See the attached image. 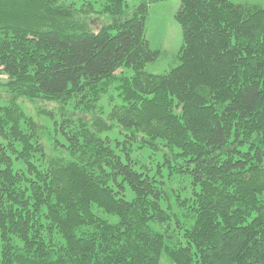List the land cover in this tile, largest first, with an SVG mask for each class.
Returning <instances> with one entry per match:
<instances>
[{
  "label": "trees",
  "instance_id": "obj_1",
  "mask_svg": "<svg viewBox=\"0 0 264 264\" xmlns=\"http://www.w3.org/2000/svg\"><path fill=\"white\" fill-rule=\"evenodd\" d=\"M158 1L0 0V264H264V5L178 0L152 73ZM21 100L55 104L50 127Z\"/></svg>",
  "mask_w": 264,
  "mask_h": 264
},
{
  "label": "rangeland",
  "instance_id": "obj_2",
  "mask_svg": "<svg viewBox=\"0 0 264 264\" xmlns=\"http://www.w3.org/2000/svg\"><path fill=\"white\" fill-rule=\"evenodd\" d=\"M236 4H259L264 5V0H229ZM66 3H73L76 7H80L85 2H92L95 9L100 7L103 0H64ZM129 6L138 4L140 0H126ZM178 0H162L158 2H151L148 6V17L146 22L145 36L150 43L152 49H158L162 53H166L167 56H160L158 60L153 63L147 64L145 70L152 73H161L167 70L171 64V57L176 54L182 43L181 29L179 24L174 19V14L178 9ZM109 17H104L98 19V22H106ZM125 70V69H124ZM127 72V69L125 70ZM130 73V71H128ZM5 77L0 78V82H4ZM0 96L2 100L0 105H2L3 98L5 99L4 92L0 86ZM123 104V101L118 99L117 91L114 86L110 87L106 94H103L97 103L94 105V109L101 108L102 115L105 116L111 110L112 105ZM20 107L25 113L31 115L33 118L37 119L40 123L45 124L50 127V121L45 118L44 115L37 114V109L46 108L52 109L56 107L55 104L51 103H37L29 102L26 100L20 101ZM97 111V110H96ZM91 115L90 113H88ZM109 137L114 140L122 141L124 138L123 134H119L118 129L114 128L111 131L106 132ZM45 149L50 154H54L49 143L48 137L44 136ZM130 157L134 162L135 168L147 167L150 172L153 173L158 164L162 162V152L153 151L148 146L141 145L138 140L133 142L129 151ZM123 156V153L121 152ZM163 177H167V170L163 167ZM177 184V181H176ZM173 185V184H172ZM174 186V185H173ZM181 186H179L180 188ZM129 198V196L127 197Z\"/></svg>",
  "mask_w": 264,
  "mask_h": 264
}]
</instances>
